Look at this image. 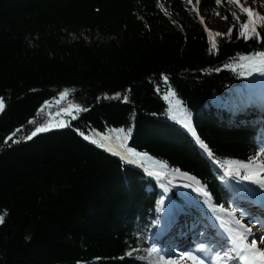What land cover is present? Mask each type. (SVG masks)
<instances>
[{
    "label": "trees",
    "instance_id": "trees-1",
    "mask_svg": "<svg viewBox=\"0 0 264 264\" xmlns=\"http://www.w3.org/2000/svg\"><path fill=\"white\" fill-rule=\"evenodd\" d=\"M243 20L231 0H0V264H161L154 225L178 190L196 216L205 200L243 211L258 185L235 174L264 156V73L238 67L264 43L239 36ZM170 90L190 127L168 116ZM61 92L80 105L71 126L28 139ZM120 127L147 155L91 143Z\"/></svg>",
    "mask_w": 264,
    "mask_h": 264
},
{
    "label": "snow or ice",
    "instance_id": "snow-or-ice-1",
    "mask_svg": "<svg viewBox=\"0 0 264 264\" xmlns=\"http://www.w3.org/2000/svg\"><path fill=\"white\" fill-rule=\"evenodd\" d=\"M192 0H189V3L191 4ZM217 3H220V0H216ZM232 4H235L238 7V10L243 14L244 20L240 23L239 27V36L244 37L245 39H252L256 38L261 40L262 43H264V38H261L259 36V32L257 31V27H260L261 29H264V14H262L259 11H255L251 7H245L243 3H241V0H231ZM234 20H239L240 18L236 15V13H232ZM231 31V30H230ZM222 35V34H218ZM253 58H258L261 67H250L247 65H239L242 69V71L239 73L240 75H247L252 76L253 71L258 73H264V51L259 53H252L250 55H246L243 57H240L241 60H252ZM165 80H167V77H165ZM61 96L67 95V92H61ZM168 97L165 96V99ZM243 107L245 105H237L234 108V114L238 113L239 111L243 110ZM4 108V102L3 99H0V109ZM77 111H80L81 109L77 108ZM90 110V109H88ZM63 123L58 124L57 127H64ZM69 127L71 125H68ZM50 128L46 127H38L31 133V135L28 137V139H31L32 137H35L38 133H44L47 131H50ZM119 131H124V129H119ZM132 129L129 128L128 132H131ZM81 136H84L83 132H80ZM124 139H127V133L123 137ZM87 139V137H85ZM102 139H107L106 137ZM91 143L96 144V141H91ZM99 147L103 148V143L99 144ZM208 148V145L205 143H201V150H205ZM133 155H147L146 153L141 154L133 150ZM205 155L209 158L213 156V153L211 151H208L205 153ZM215 164L219 165V160L214 161ZM261 172L264 173V166L261 168ZM231 174V173H230ZM240 181H249L256 185H258L260 188H264V175L261 173H249L246 175H241L239 171L235 174ZM185 188H191V185H184ZM197 193L202 192L204 196H208L209 193L202 189L197 188L195 189ZM177 198L181 202H177ZM163 204V201L160 202ZM192 207H203V205L199 204L198 201L193 202L190 200L189 195L184 193L183 191L178 190L175 192L171 197L168 199V207L167 209H162L164 211V218L161 220L159 217L156 218V225L154 227L157 228V230L153 233L152 243L158 244L159 243V236L161 234L167 233L176 223L178 220V217L180 215H190L191 213L187 211V209ZM210 216L211 214L208 213ZM229 216H233V213H228ZM239 216L243 217L245 215L244 211H241ZM249 221L256 220L261 228H264V217L257 216L254 214H249L247 216ZM201 219L200 217L194 218L193 223L191 225V228L193 230L197 229L198 225H201ZM4 222V216L0 215V223ZM215 223V219H214ZM223 225L221 228L220 226ZM216 227L220 229L222 238L220 236H216L214 239H208L207 233H201L199 231H194L195 239L190 240L188 246L177 252L175 249L171 251H165L163 247L151 248L152 252L160 253L159 260L161 264H178V260H184V261H190L191 264H205L204 260L199 257L197 253V244L199 245V252H204L205 249V242H207L209 245L214 246V249H219V251H216L215 259L221 260V259H236L237 257L240 259H243L246 264H264V231H259L257 233H253L251 231V228L246 226L241 222L240 219L233 218L231 220V224L229 225L228 222L224 220H219V223L216 224ZM183 235V233H181ZM201 235L205 236L204 240L199 239ZM257 235L260 237L259 242L257 241L256 237ZM249 237H251V241L249 242ZM179 247V246H177ZM221 252L223 253V257L221 256ZM128 256L136 258L137 254L130 251L127 253ZM178 258V259H175ZM122 259V258H121Z\"/></svg>",
    "mask_w": 264,
    "mask_h": 264
},
{
    "label": "rangeland",
    "instance_id": "rangeland-1",
    "mask_svg": "<svg viewBox=\"0 0 264 264\" xmlns=\"http://www.w3.org/2000/svg\"><path fill=\"white\" fill-rule=\"evenodd\" d=\"M241 3L245 7H251L256 10H260L261 12L264 13V0H253V3H250L248 0H241ZM229 22L225 19H222L218 16H213L211 19V28L214 30L222 31L225 32L229 29ZM250 63H253L252 60L249 61ZM246 63L249 65H255V63L250 64ZM259 65H261L259 63ZM258 65V66H259ZM232 68H235L234 66ZM165 96L168 98L165 99L167 104H168V109H167V114L170 117L171 120L179 123L180 125H183L184 127H190L193 123L192 121V114L187 111L185 106L182 104L180 99L175 95L173 91H168ZM63 98L65 101H63ZM46 108H51L47 122L43 124L40 127H46V128H60L57 127L58 124L63 123L64 125H69V119L71 117H77L78 111L76 110L77 108L80 109V105L73 99V96H71L69 93L65 96L59 95L56 97L54 100L49 101L47 103ZM262 115H264V111L262 112ZM65 127V126H64ZM119 129H124V131H119ZM127 133L126 129L124 127H120L114 130L108 129L106 132H100L101 139L100 141H96L97 144L99 145L100 143H103L104 149L108 150L109 152H112L114 154L122 156L124 159L127 160H132V154L130 151L133 153V149L130 147H127V142L129 140V135L127 133L128 138L124 139L123 137ZM106 137L107 139H102ZM137 156V155H135ZM264 166V156L261 159V162L257 164H250L249 166L246 167V170L249 173H261L264 175V173L261 172V168ZM255 190H264V188H254ZM237 217L240 218V216L237 214L236 217L234 216H229L227 215L226 220L231 224V220L233 218ZM243 220V219H242ZM245 221V220H243ZM242 222V221H241ZM192 225V223H190ZM191 225L189 226V230H191ZM246 226L251 228V231L255 233L254 229L251 227L252 225L249 223H245ZM259 230H261L259 228ZM201 232V231H200ZM257 241L259 242L260 237L257 235L256 237ZM193 240V239H191ZM185 245L189 244L190 239L187 241L182 240ZM199 248H197L198 250ZM178 259V258H175ZM181 262L180 264H191L190 261H184V260H178Z\"/></svg>",
    "mask_w": 264,
    "mask_h": 264
},
{
    "label": "water",
    "instance_id": "water-1",
    "mask_svg": "<svg viewBox=\"0 0 264 264\" xmlns=\"http://www.w3.org/2000/svg\"><path fill=\"white\" fill-rule=\"evenodd\" d=\"M252 61H253V63H255V62H259V59H258V58H255V59H253ZM248 63H250V62H248ZM253 63H250V64H253ZM248 65H249V64H248Z\"/></svg>",
    "mask_w": 264,
    "mask_h": 264
},
{
    "label": "bare ground",
    "instance_id": "bare-ground-1",
    "mask_svg": "<svg viewBox=\"0 0 264 264\" xmlns=\"http://www.w3.org/2000/svg\"><path fill=\"white\" fill-rule=\"evenodd\" d=\"M259 63H260V62H255V65H259ZM259 228H261V226H260ZM259 228H258V229H259ZM200 231H201V230H200ZM262 231H264V228L262 229ZM193 233H194V231H193ZM202 234H203V233H202ZM200 238H201V237H200Z\"/></svg>",
    "mask_w": 264,
    "mask_h": 264
}]
</instances>
